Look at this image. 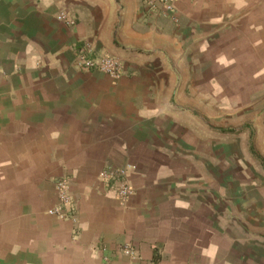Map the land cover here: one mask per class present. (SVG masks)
Instances as JSON below:
<instances>
[{"label":"crops","instance_id":"0c3cea01","mask_svg":"<svg viewBox=\"0 0 264 264\" xmlns=\"http://www.w3.org/2000/svg\"><path fill=\"white\" fill-rule=\"evenodd\" d=\"M173 5L0 0V264H264V0Z\"/></svg>","mask_w":264,"mask_h":264},{"label":"built area","instance_id":"2783aa9c","mask_svg":"<svg viewBox=\"0 0 264 264\" xmlns=\"http://www.w3.org/2000/svg\"><path fill=\"white\" fill-rule=\"evenodd\" d=\"M174 0H141V4L148 10L156 11L161 16L169 18L172 22L177 21L176 10L173 5ZM60 18L66 20L70 24H74V20L67 17L65 11L60 12ZM91 50V46H87L78 54L76 66L88 70H96L105 73L109 78L115 80L120 76L122 71V63L118 57L112 55H100L97 57H85V52ZM103 177H111L112 179H119L120 181L125 177V170L110 169L102 172ZM58 206L55 207V213H61L63 209L61 206L71 207L72 197L68 190V184L65 180H58L56 182ZM119 193L122 196L130 193V188L126 183H123L119 188Z\"/></svg>","mask_w":264,"mask_h":264}]
</instances>
